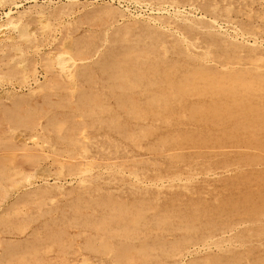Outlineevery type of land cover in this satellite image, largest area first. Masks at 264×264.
<instances>
[{
  "label": "rangeland",
  "instance_id": "374dc122",
  "mask_svg": "<svg viewBox=\"0 0 264 264\" xmlns=\"http://www.w3.org/2000/svg\"><path fill=\"white\" fill-rule=\"evenodd\" d=\"M0 264H264V0H0Z\"/></svg>",
  "mask_w": 264,
  "mask_h": 264
},
{
  "label": "bare ground",
  "instance_id": "6f19581e",
  "mask_svg": "<svg viewBox=\"0 0 264 264\" xmlns=\"http://www.w3.org/2000/svg\"><path fill=\"white\" fill-rule=\"evenodd\" d=\"M165 5H166V4H165ZM167 6H168V5H167ZM163 8H164V7H163ZM154 11H155V10H154ZM150 19H151V18H150ZM151 20H152V19H151ZM154 23H155V22H154ZM216 25H217V24H216ZM234 29H235V28H233L232 30H234ZM59 53H60V52H59ZM62 55H63V54H62ZM65 56H66V55H65ZM67 59H68V58H67ZM70 61H71V59L69 60V62H70ZM72 61H73V60H72ZM72 61H71V62H72ZM63 62H64V61H62V63H63ZM69 62H68V61H65V64H64V65H65V66H68L67 64H69ZM73 62H74V61H73ZM62 65H63V64H61V66H62ZM64 65H63V66H64ZM70 65H72V66H73V63H72V64H70ZM70 65L68 66V68H70ZM65 66H64V68H65V69H64V72L66 71V69H68V68H66ZM72 66H71V67H72ZM59 68H61V67H60V65H59ZM60 71H62V72H63V70H61V69H60ZM67 71H69V70H67ZM70 71H71V70H70ZM70 71H69V72H67L65 75L69 74V73H70ZM69 75H70V74H69Z\"/></svg>",
  "mask_w": 264,
  "mask_h": 264
}]
</instances>
